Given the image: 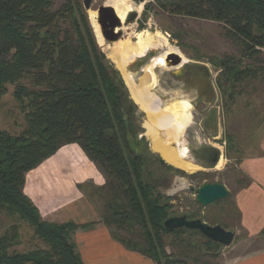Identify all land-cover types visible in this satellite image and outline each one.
I'll use <instances>...</instances> for the list:
<instances>
[{
    "label": "trees",
    "instance_id": "1",
    "mask_svg": "<svg viewBox=\"0 0 264 264\" xmlns=\"http://www.w3.org/2000/svg\"><path fill=\"white\" fill-rule=\"evenodd\" d=\"M55 1L0 0V99L7 85L16 84L15 98L28 99L29 110L20 136L0 130V212L27 222L48 248L11 252L19 243L13 225L0 236V264H83L71 235L92 224L45 222L24 193L26 175L70 144H78L106 179L100 189L79 188L99 206L113 237L155 264H188L166 253L163 237L202 235L166 230L171 198L157 190L158 169L184 172L163 163L139 138L138 106L101 51L80 0H63L58 8ZM155 1L165 13L223 24L247 52L264 48V0ZM242 74H235L237 81ZM25 79L31 87L20 84ZM116 228H138L145 245L124 239ZM204 240L199 250L217 260L222 246ZM194 264L218 262L195 258Z\"/></svg>",
    "mask_w": 264,
    "mask_h": 264
},
{
    "label": "rangeland",
    "instance_id": "2",
    "mask_svg": "<svg viewBox=\"0 0 264 264\" xmlns=\"http://www.w3.org/2000/svg\"><path fill=\"white\" fill-rule=\"evenodd\" d=\"M125 1L133 11L138 12L139 18L130 24L132 32L125 30V27L130 25L125 26V20H123V36L119 41L126 38L130 32L132 33L131 42L136 40V34L140 32L161 33L166 37L168 44L163 43V39L160 42L157 41V46L149 50L156 53L155 58L166 52L178 51L181 56L183 55L182 58L187 59V62L204 64L210 73L211 79L213 81L219 80V87H216L217 98L212 103V107L216 108L219 117L216 134L206 131L204 137L194 135L195 127L193 125L179 139L167 137L169 136L167 132H157L156 134L161 145H163V142H169L170 147L168 146V149L170 151L173 149L178 151L183 148L187 149L188 157L186 156V162L183 164L172 162L155 150L150 132L146 129V114L140 110L139 106L137 114L138 125L142 129L139 138L145 134L144 137L152 152L158 154L167 164L184 172L178 174L174 171L164 172L158 169V184L155 180L150 179L151 182L157 184V190L160 193L171 198L170 204L172 207L168 209V217L188 215L204 222L207 221L211 225L217 223L226 230L235 233L233 243L229 247H221L217 260L212 259V255H206L204 251L199 250L205 238L203 239L202 236L191 233H186L183 236V241H174L173 236H164L163 242L166 253L174 256V258L185 260L188 264H194L195 258L211 261L212 263L218 262L232 247L247 239V233L241 226V214L236 205L235 194L239 189L247 186L249 181V177L243 170L241 163L261 154L260 143L264 132V48L255 49L257 53L255 51L247 52L242 41L230 34L223 24L165 13L159 8L155 0ZM80 2L84 8V0H80ZM62 3L63 0H56V8L60 7ZM109 4H111L110 0H93L89 10L84 8L96 41L97 36L94 25H97L100 30L97 23V9L101 6H110ZM141 5H143L142 10ZM104 42L110 47L118 43L111 44L105 40ZM100 49L108 58L107 53L101 47ZM134 60L128 64V72H130L129 65ZM109 61L114 65L110 59ZM166 70L175 69L168 67H156L154 69L156 84L152 91L157 98L159 97L161 104L166 105L174 101H184L193 106L195 93L182 94V92H178L172 94L170 92L167 95L165 84L160 80L161 78L163 80L168 79L169 76ZM142 72L130 73L138 78L146 73ZM238 72L243 74L241 79L237 81L235 74ZM119 74L123 78L120 71ZM20 84L26 87L32 86L30 79H25ZM16 87V84L7 85V93L0 99V130L14 137L20 136L26 129V114L29 111L26 108L28 99L20 102L15 98ZM210 107V105H205L206 109H210ZM183 117L186 118L187 114L184 113ZM195 138L200 141H194ZM214 138H219V140H214ZM203 139L207 144L211 143L220 149L222 156L215 167L212 164L197 162L189 152L191 146L201 144L200 142ZM70 145L78 146L82 150L78 144ZM82 152L84 153L83 150ZM55 155L44 161L34 169L35 171L26 175L24 193L37 209L35 202L26 193L30 186L35 187L36 183L40 185L41 182L45 181L46 184H50L49 182H52L54 178L61 176L56 171L60 167L57 160H55ZM221 160L223 162L218 166ZM191 163L197 167L191 165ZM94 166L96 167L95 164ZM96 169L98 170L97 167ZM101 175L104 177L102 173ZM206 183L222 184L228 191L227 198L203 208L196 201V191ZM100 188L96 187V189ZM89 190H92V187ZM50 191L52 192L51 189ZM42 220L48 222L43 218ZM13 225H17L19 228V243L12 248L11 252L27 253L38 249H48L45 243L35 236L33 228L27 222L18 216H10L5 212H0V236L9 231ZM115 232L124 239L145 245L144 238L138 228L134 230H119L116 228Z\"/></svg>",
    "mask_w": 264,
    "mask_h": 264
},
{
    "label": "crops",
    "instance_id": "3",
    "mask_svg": "<svg viewBox=\"0 0 264 264\" xmlns=\"http://www.w3.org/2000/svg\"><path fill=\"white\" fill-rule=\"evenodd\" d=\"M260 151V155L241 163L250 183L235 194L247 239L232 247L218 264H264V132ZM54 157L60 167L56 171L61 176L54 178L50 184L43 181L40 185L36 183L35 187L30 186L26 194L48 222L92 224L90 228L78 229L71 235L83 264H155L115 239L111 229L101 221L99 206L79 188L84 184L95 187L105 184L104 177L82 150L78 146L67 145Z\"/></svg>",
    "mask_w": 264,
    "mask_h": 264
},
{
    "label": "bare ground",
    "instance_id": "4",
    "mask_svg": "<svg viewBox=\"0 0 264 264\" xmlns=\"http://www.w3.org/2000/svg\"><path fill=\"white\" fill-rule=\"evenodd\" d=\"M110 2L111 4L109 5L115 9L122 22L125 20L126 15L133 11L131 6L125 0H110ZM140 8L142 10L143 5H141ZM94 26L98 44L107 53L108 58L114 63L115 67L123 75V79L130 92L132 100L137 106H139L140 110L146 114V129H148V132H150L155 150L160 152L165 158L172 162L177 164L185 163V158L186 156L188 157L187 149L183 148L180 151L173 149L170 151L168 149L169 142H163V145H161L156 137V134L157 132H167L169 135L167 137L179 139L189 126V114L191 113L192 105L185 103L184 101H174L170 104L162 105L157 96L152 91L156 84V75L154 69L156 67H168L166 64V56L170 53L179 54V52L170 51L154 58L150 64L144 68L143 72L146 73H144L142 76L140 75L138 78H135L130 72H128V64L132 62L134 58L143 56L149 50L157 46V41L160 42L163 39V43L168 44L166 37H164L161 33H150L147 31L137 33L136 40L131 42L130 38H132V29L130 25L129 27H125V30L131 31L128 33V36H126V38L123 37L124 39L114 44L113 47H110L104 42L99 27L97 25ZM183 60L185 63L187 62V59L184 57ZM179 108H181V110ZM172 112H175V114L172 115ZM184 113L187 114L186 118L183 117ZM174 118L180 119V123L178 125H172Z\"/></svg>",
    "mask_w": 264,
    "mask_h": 264
},
{
    "label": "water",
    "instance_id": "5",
    "mask_svg": "<svg viewBox=\"0 0 264 264\" xmlns=\"http://www.w3.org/2000/svg\"><path fill=\"white\" fill-rule=\"evenodd\" d=\"M93 0H84V8L89 10ZM139 18L137 12H130L126 15L125 26H129ZM97 23L100 26V33L103 39L108 43L118 42L123 36V22L117 15L112 6H101L97 9ZM155 58L154 51H148L143 56L137 57L132 64L129 65L130 72H140ZM182 56L178 53H170L166 56V64L169 68H178L184 65ZM187 63V62H186ZM163 163H166L162 159ZM219 161L212 163L215 167ZM167 164V163H166ZM228 191L218 183H206L196 191V201L206 208L219 200L227 198ZM164 228L168 231L184 229L187 231H196L204 238L219 244L222 247H229L235 238V233L228 231L220 225H209L201 219H189L187 215L172 216L164 221Z\"/></svg>",
    "mask_w": 264,
    "mask_h": 264
},
{
    "label": "flooded vegetation",
    "instance_id": "6",
    "mask_svg": "<svg viewBox=\"0 0 264 264\" xmlns=\"http://www.w3.org/2000/svg\"><path fill=\"white\" fill-rule=\"evenodd\" d=\"M174 69L175 70H166L169 76L168 79L163 80L161 78L160 80L165 84L166 93L168 92L167 95H169L170 92L172 94L178 92H182V94L195 93V98L193 100L194 105L189 114L190 124L187 129L193 125L195 127L193 134L200 137H204L206 131H211L216 134L219 117L216 108L212 107V103L217 98L216 87H219V80L216 79L213 81L205 65L197 62H187L181 67ZM205 105H210L212 108L206 109ZM179 109L181 110V108ZM173 113L175 114V112ZM179 123V118L173 119L174 126ZM214 140H219V138H214ZM194 141L200 140L195 138ZM201 141V144H197V146L194 144L189 150L195 160L204 164H212L216 160L219 161L222 156L219 147L211 143L207 144L204 139ZM222 162L223 160H221L218 166H220ZM191 165L197 167L192 163Z\"/></svg>",
    "mask_w": 264,
    "mask_h": 264
}]
</instances>
